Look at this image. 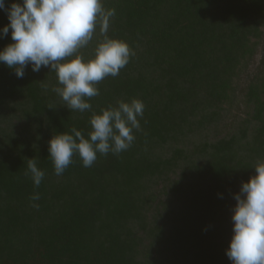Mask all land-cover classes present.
<instances>
[{"label":"trees","instance_id":"16d2710c","mask_svg":"<svg viewBox=\"0 0 264 264\" xmlns=\"http://www.w3.org/2000/svg\"><path fill=\"white\" fill-rule=\"evenodd\" d=\"M102 2L116 13L108 37L136 54L86 98L90 110L52 91L62 85L50 66L18 78L0 62V264H233L234 195L264 162V62L241 89L264 41V0ZM9 24L0 9V52L14 43ZM102 41L97 28L85 62ZM133 99L145 109L128 150L97 153L90 168L76 154L55 174V135L90 140L93 114ZM33 158L39 187L25 175Z\"/></svg>","mask_w":264,"mask_h":264},{"label":"clouds","instance_id":"9594fccd","mask_svg":"<svg viewBox=\"0 0 264 264\" xmlns=\"http://www.w3.org/2000/svg\"><path fill=\"white\" fill-rule=\"evenodd\" d=\"M0 9L8 12L10 20L3 35L7 36L11 29L14 41L0 52V62L15 69L18 78L24 77L29 64L34 72L50 66L62 85L52 91L70 110H90L92 105L86 98L98 96L97 85L109 76L117 77L136 54L123 40L108 37L116 13L115 9L106 10L102 0H23V5L13 3L10 9L0 0ZM97 28L103 41L96 47L95 57L85 62L80 51L93 40ZM70 57L74 58L69 60ZM144 109L139 99L131 103L119 101L118 107L93 114L90 140L76 128L71 129L74 136L55 135L49 148L55 174L62 175L76 154L83 166L90 168L97 153L118 155L128 150L135 140L133 130H142L138 117H143ZM27 167L25 175L30 173L35 187H39L45 173L37 167L35 158L28 160ZM255 172L234 195V236L226 253L233 264H264V162L256 165ZM30 199L39 200V193ZM32 206L39 208L38 204Z\"/></svg>","mask_w":264,"mask_h":264},{"label":"rangeland","instance_id":"374dc122","mask_svg":"<svg viewBox=\"0 0 264 264\" xmlns=\"http://www.w3.org/2000/svg\"><path fill=\"white\" fill-rule=\"evenodd\" d=\"M264 62V41L259 48L256 56L254 57L248 71L245 73V75L241 79V89H244L248 81L261 69V65ZM242 92V91H240ZM244 110V105L240 103L239 106H236L233 114L227 119L228 125L232 123V121L241 114V111ZM142 243L144 245V259H148L151 255V248H150V241L147 237L142 236ZM150 264H156V263H150Z\"/></svg>","mask_w":264,"mask_h":264}]
</instances>
